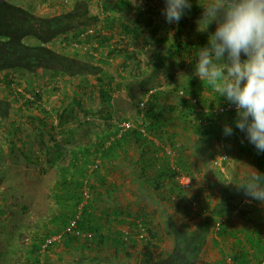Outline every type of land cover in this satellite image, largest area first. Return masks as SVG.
Here are the masks:
<instances>
[{"label": "trees", "instance_id": "trees-1", "mask_svg": "<svg viewBox=\"0 0 264 264\" xmlns=\"http://www.w3.org/2000/svg\"><path fill=\"white\" fill-rule=\"evenodd\" d=\"M70 1L48 0L46 5L54 13L40 15L31 6L0 0V70L18 68L36 74L40 68L51 69L55 73H70L69 77L74 83V79L83 73L77 70H87L86 66H91L90 72L94 78L92 89L96 91L99 101L97 112H100V119L104 120L107 126L103 132L97 134L94 141L85 143V147L71 149L73 151L70 152L67 164L58 163V178L53 192L54 210L47 216L43 227L30 231L19 264H51L49 252L59 244L77 252V260L85 258L88 251L98 256L102 250L114 251L117 255L127 257L131 255L129 248L141 244V258L134 262L136 264H163L176 253L181 259V264H186L182 259L196 264L194 261L198 251L196 248L193 249L195 253H189L188 257L184 253L192 249L185 236H181L178 241L180 249L178 246L173 252L162 250L157 252L160 246L157 234L160 220L156 219L159 208L166 211L171 207L179 213L189 215L195 211V205L198 206L199 213L207 212L203 220L204 227L200 228V232L207 228L206 225L211 226L213 223L214 228L215 223L219 222L214 238H232L233 246L227 247L231 254V262H226L228 260L224 257L221 264H264V232L260 230L257 222L250 223L253 224L252 228H249L247 222L239 227L230 225L232 217L246 215V208L239 209L238 206L241 196L244 195L236 189L228 194L229 196L225 195V185L222 183L225 174L214 166L211 160L218 154L214 150L211 152V147L223 144L224 152L229 155V159L233 154L232 162L248 159L257 170L264 173V153H257L244 133L235 128V107L233 105L227 107L230 104L223 97H219L206 81H201L190 71L182 74V81H176L175 76L171 75V83L167 86L158 88L147 86L149 81L147 77L162 69L168 60L184 68L185 57L189 55L196 57L198 48L207 44L209 34L214 31L208 28L207 31H203L206 21L202 20L198 21L202 27L196 28L193 20L194 17L202 19L200 5L202 3L190 0L191 10L180 22L167 24L164 36L159 38L158 42L167 44L165 51L159 49L150 55L147 67L142 72L141 62L136 60L139 56L137 57L136 50H131L130 47L145 37L155 36L158 30L156 27L152 29V24L146 21L143 10L138 9L135 15H131L128 12L133 8L130 0H97L98 13L92 15L90 12L92 0H77L81 6L77 7L76 4L66 10ZM83 2L85 6L82 5ZM88 16L97 18L98 22L103 23L102 29L112 31V35L118 38L113 42L114 37H107L109 46L105 56L101 54L99 58L96 57L105 40L100 37V31L96 29L85 38L80 37L91 25L86 23ZM145 22L147 24H144ZM213 24L214 21L208 27H213ZM148 32L150 35L144 36ZM63 33L66 35L61 42L62 47L72 45L74 42L86 44L89 50L86 49L85 54L90 56L89 59L86 58L84 61L79 58L80 53L70 55L59 52L49 44ZM29 36H35L41 44L27 42L26 38ZM129 37L132 41L127 40ZM92 41H96L97 44H91ZM118 55L121 57L119 60ZM173 64L171 66H174ZM9 80V84H12L13 81ZM74 86L77 87V84L74 83ZM82 87L83 85H78V88ZM123 88L137 107V114L131 119L127 116L116 118L113 116L112 108L110 109L114 94ZM18 95L19 98L20 96L24 98L28 107L37 106L36 114L29 117L38 122L40 141L48 154L56 150L60 157L65 156L60 142L51 144L55 134L51 133L50 129L53 122H49V114L42 105L39 92L34 94V99L26 98L23 93ZM1 105L7 111L12 109V105L10 108L3 100H0V107ZM74 106L82 107L78 92L58 114V121L62 122L67 111L73 110ZM104 108L105 113L102 112ZM84 113L95 115L96 111L93 112L91 107H85ZM114 121H132L134 125L122 129ZM225 124L233 127L234 135L230 137L223 135L222 129ZM8 129L11 146L13 148L18 146V151L28 163H39L40 155L26 150V141L22 135L18 134L17 145L20 126L10 122ZM49 133L51 138L47 140ZM77 145H80L79 141ZM166 146L175 151L174 157L166 153ZM235 154L237 158L234 160ZM228 160L225 164L230 165ZM96 161L97 166L91 168ZM120 161L134 165L130 174L133 176L132 180L140 186L136 191L140 196H144L145 200H150L152 205H148V202L141 204L136 211L128 215L131 219L128 217L124 221H118L119 224L128 225L129 234L115 230V236H112L103 232L106 227L112 230L111 219L107 217L101 220L92 210L97 207L94 197H101L107 193L110 198L113 197L112 192L117 191V188L113 187L98 190L95 183L106 182L109 180L108 176L116 177L117 172L126 174L118 167L126 166ZM173 165L176 166L175 169ZM117 168L121 170L117 171ZM235 172L236 169L234 174ZM197 173L200 176H197ZM182 175L191 180V185L187 189L183 188L178 180ZM244 177L236 175L234 181L241 182ZM86 188L89 190L87 199L84 193ZM97 191L100 193L96 194ZM173 196L176 198L173 199ZM153 201L156 203H152ZM247 206L250 207V211L260 210L256 204ZM72 222H75V226L67 230ZM76 231L84 235L77 234ZM144 231L147 235L142 234ZM89 233L91 235H88ZM56 234H61V238L49 243L42 251L46 240ZM187 239L195 240L194 236H188ZM59 259H62L61 256Z\"/></svg>", "mask_w": 264, "mask_h": 264}, {"label": "rangeland", "instance_id": "rangeland-1", "mask_svg": "<svg viewBox=\"0 0 264 264\" xmlns=\"http://www.w3.org/2000/svg\"><path fill=\"white\" fill-rule=\"evenodd\" d=\"M9 1L15 4L23 3L31 6L40 15L54 13V11L46 5L48 0H46V2H42V0ZM196 1L202 4L205 2V0ZM91 4L96 10L97 0H92ZM75 5L77 7L81 6L80 2L77 0H71L66 6V10ZM82 5L85 6L86 4L83 2ZM163 7V0H144L140 8H128V12H130L131 15H135L138 9L143 10L144 17L147 18L146 21L152 24V29H154V27L158 29L155 36L151 38L145 37L141 42H132L133 45L130 47L131 50H136L137 57L139 56L136 60L141 62L142 72L147 67V60L150 55L156 53L159 49L165 51L167 46L165 42L158 43L159 38L164 36V28H166L168 24L161 15V9ZM193 20L195 21L196 28L202 27L201 23L198 22L199 20L201 21V18L194 17ZM98 21L97 18L95 19L90 16L86 17V23H90V26H92L94 30L97 29L98 32L100 31V37L105 38L100 46L99 53L96 54V51H93L97 58H99L101 54L102 56L106 55L109 46L107 37H114L112 31L108 32L102 29L103 23ZM144 24L147 23L145 22ZM215 27L216 23L214 22L213 27H208V30L214 31ZM150 32L146 33L144 36H149ZM65 35V33L59 35L49 44L59 52L70 55L80 53L81 55L79 54V58L84 61L87 60L86 58L89 59L90 56L85 54L87 48L81 49L80 47H73L69 44L68 46L62 47L61 42ZM69 35H71V33ZM117 39L118 38L114 37L112 40L115 42L114 40ZM127 40L132 41L130 37L127 38ZM26 41L35 45L41 44V41L35 36L27 37ZM147 42H149V44H147ZM91 44L95 45L97 42L92 41ZM87 50H89V48ZM120 58V55H118L117 59L119 60ZM93 60L97 61V59H92V61ZM118 60H115V62ZM185 60L186 66L184 68L168 60L163 65L162 69L158 70L156 73L152 72L153 74L151 73L152 75L147 77L149 78L147 86L151 88L167 86L171 83V75L175 76L176 81H182L183 73L188 71L194 72L196 57L194 55H189L185 57ZM172 64L174 66H171ZM86 67L85 69L87 70H77L79 73L83 72L74 79V83L77 84V87H75L74 83L71 81L72 79L69 77L70 73H55L51 69L46 70L44 68L38 69L36 74L29 71H22L18 68L0 70V100H3L5 105H8L10 108L12 105V109H9V111H7L6 108L4 109L2 105V108L0 107V264H19V260L23 257L25 252L24 249L28 242L27 236H30V231L43 227L47 216L54 210L52 196L55 182L58 178V163L67 164L69 162L71 149L80 146L77 145L78 141L88 144L91 138L97 133L103 132L107 127L105 122L101 124L100 112H97L99 105L96 91L92 89L94 82V78L90 72L92 67L88 65ZM7 75L8 78L13 81L12 84H9L10 80L7 79ZM78 85H83V87L78 88ZM37 92H39L42 97L43 107L48 111L49 122H53V127H50L51 133H55L57 136L55 137V141H51V144H54L56 141L61 143V150H64L65 153L63 157H60L56 150L54 154H48L45 146L40 141L38 122L29 117L36 114L38 110L37 106L32 105L28 107L24 98L21 96L20 98L18 97L19 93H23V96H26V98L34 99V94ZM76 92H78L82 100V107L74 106L73 110L69 109L63 121L56 124L58 114L66 108L68 102L73 98ZM118 99L125 100L128 104L124 103L122 110L113 112V115H115L114 117L127 116L130 119L135 117L137 114L136 104L123 96H118ZM85 107H91L93 112L96 111V114L85 115ZM105 111L106 109L104 108L102 112L105 113ZM4 113L5 115H3ZM10 122H14L16 126H20V132L17 133L16 139L17 145L19 134L22 135L23 140L26 141V150L30 153H38L40 155L41 160L39 163H28L18 151V146L17 148L11 146L8 129V124ZM61 134H63V136ZM66 134L69 135V140H59L61 137H65ZM211 148V152L213 150L216 151V153L224 152L223 144ZM232 155L230 158L231 160H228L230 165L226 164V171L224 173L225 178H222V183L225 185V195L235 191L234 177L236 175H239V177L245 176L249 167L257 169L248 159L243 158L232 162ZM56 157L58 159H56ZM235 158H237L236 154L234 160ZM93 166H91V168H94ZM235 169L236 172L234 174ZM196 175L200 176L199 173ZM241 197L242 199L240 198L241 200L238 206L239 209L246 208V215L242 217H232L229 222L230 225L233 224L235 227H239L241 224L247 222L250 225L249 228H252L253 224L250 223L257 222L260 225V230L264 232V204L259 201H249L245 196ZM248 204H256L260 210L255 209L254 211H250V207L247 206ZM194 210L193 213L188 215L186 213H179L169 207L163 212L161 219L156 218L158 221L160 220L158 222L157 233L160 246L157 252L161 250L173 252V250L177 249L180 245V243H178L180 237L185 236L190 247L198 250L194 259L196 262L197 260L200 261L198 264H205L210 261H219L220 264L224 257L228 260L226 262H231V254L226 249L229 242L232 241V238L216 237L217 239H215L216 223L214 228H212V223L211 226L209 224L206 225V229H202L204 233L200 232V228L204 224V216L207 212L199 213L197 205L194 206ZM245 218H249L250 220H244ZM20 233L22 236H19ZM188 236H194L195 240H188ZM243 238L245 239L244 234ZM55 249L57 250L55 251ZM72 250L73 249H69V247H65L63 244H59L57 248L55 247L49 252L51 264H120L122 260L120 255L115 254L114 251L110 252L108 250H102L101 254L98 256L85 253V258L77 260V252L75 253L74 250ZM59 256H61L62 259H59ZM138 259L139 258H137V260Z\"/></svg>", "mask_w": 264, "mask_h": 264}, {"label": "clouds", "instance_id": "clouds-1", "mask_svg": "<svg viewBox=\"0 0 264 264\" xmlns=\"http://www.w3.org/2000/svg\"><path fill=\"white\" fill-rule=\"evenodd\" d=\"M143 2L130 0L134 8ZM200 5L201 20L206 21L202 30L213 21L216 27L198 48L193 75L235 107V128L257 153H264V0H205ZM191 7L190 0H164L161 15L168 24L179 23ZM222 132L234 135L229 124ZM234 184L249 201L264 204V173L249 167Z\"/></svg>", "mask_w": 264, "mask_h": 264}, {"label": "crops", "instance_id": "crops-1", "mask_svg": "<svg viewBox=\"0 0 264 264\" xmlns=\"http://www.w3.org/2000/svg\"><path fill=\"white\" fill-rule=\"evenodd\" d=\"M98 9L95 10V8L93 6H90V12L91 14L95 15L97 14ZM136 84V83H135ZM139 89V87L137 88ZM27 95V94H25ZM118 96L121 97L123 96L124 98H129L128 93L126 91L125 88H123L121 91H118L114 94V98L112 100V105L110 107V109L112 108V112H115L116 110H122V106L124 105V103L128 104L125 100H119ZM98 105H99V101H98ZM115 116V115H113ZM120 117V116H119ZM102 122L101 124L104 123V120L100 119ZM58 119H56V124H58ZM117 122L120 121H115V123L117 124ZM98 134V133H97ZM97 134L91 138V141H94L96 139ZM63 136V134H61ZM51 135L47 134V138L49 139L50 137H48ZM55 137H57L55 134L53 135V139L55 141ZM69 135L66 134L65 137H61L59 140H69L68 139ZM74 140V139H73ZM80 140V139H79ZM80 146L75 147L73 149H80L82 147H85V143L84 142H79ZM73 150H71L72 152ZM52 153H55V150L52 151ZM120 158H118L119 160ZM212 160V159H211ZM121 164H123L124 162H121ZM126 166H118L117 162H115V165H117L118 167H121L124 172H126V174H123L122 172H117V176H108L109 180H107L106 182H96L95 184L98 190H102V188L104 187H113V188H117V191H113L112 195L113 197L108 198V194H103V196L101 197H94L95 199V205L97 206L96 208H94L92 210V212H94L95 216L101 220H104L105 218H109L111 219V223H113L112 226V230H110V228L106 227L105 230L103 231L105 234H112V236H115V230H120V231H124L126 234H129V229H128V225L127 224H119L118 221H124L126 219H128V215L131 214L132 211H136L141 204H145L147 203L148 205H152L151 201H147L145 200V198H143L144 196H140V194L136 191L138 189V186L136 182H134L132 180L133 176L132 174H130V172L134 169V165H130L128 163H124ZM121 168H117V171H120ZM100 193V191H97L96 194ZM53 199V196H52ZM93 199V200H94ZM146 201V202H145ZM152 203H156V202H152ZM164 209L159 208L158 209V213H157V219H161L162 215H163V211ZM131 219V216L129 217ZM46 224V222H45ZM44 224V225H45ZM204 227V224L201 226V228ZM199 228V226H198ZM197 228V229H198ZM199 230V229H198ZM201 230V229H200ZM242 236V235H241ZM229 244H231V246H227L228 248H231L233 246L232 242L230 241ZM227 248V249H228ZM226 249V250H227ZM141 244L137 245V246H133L131 248H129V253L131 254L130 256H123L120 255V257H122V260L120 262V264H136L134 262L137 261V258H141ZM89 253V251L87 252ZM92 254H94L91 251ZM198 262H200L199 260H197L196 264H198ZM216 261L213 262H206L205 264H215ZM216 264H219V261L216 262ZM221 264V263H220Z\"/></svg>", "mask_w": 264, "mask_h": 264}, {"label": "built area", "instance_id": "built-area-1", "mask_svg": "<svg viewBox=\"0 0 264 264\" xmlns=\"http://www.w3.org/2000/svg\"><path fill=\"white\" fill-rule=\"evenodd\" d=\"M94 33V29L92 26H90L89 28H87L86 31H84L83 33H81L80 37L83 39L85 38L87 35H90ZM73 47H83V48H87L88 46L85 44H79L77 42H74L72 44ZM143 105V104H142ZM232 105H228L227 107H230ZM117 125L120 126L122 129L124 128H128V127H131L134 125V123L132 121H120V122H117ZM166 153L171 156V157H174L175 156V151L170 147V146H166ZM229 159V155L226 153V152H221V153H218L217 155H215L213 158H212V163L214 166H216L221 172L225 173L226 171V164L225 162ZM98 161H96L92 166L93 167H96L97 166V163ZM175 165H173V168L175 169ZM178 180L180 182V184L182 185L183 188L187 189L189 188V186L191 185V180L189 177L185 176V175H182V176H179L178 177ZM85 198L87 199L89 197V190L86 188L85 189ZM176 197L173 196V199H175ZM219 225V222L217 223V227ZM75 226V222H72L71 223V226L67 228V230L73 228ZM77 234H80V235H84L82 234V232H79V231H76ZM143 235L146 234L147 235V232H143L142 233ZM88 235H91L90 233ZM143 235H140V237H142ZM61 238V234H56V235H53L51 237H49L46 242L43 244L42 246V251L47 247V245L49 243H51L52 241L54 240H57V239H60Z\"/></svg>", "mask_w": 264, "mask_h": 264}, {"label": "flooded vegetation", "instance_id": "flooded-vegetation-1", "mask_svg": "<svg viewBox=\"0 0 264 264\" xmlns=\"http://www.w3.org/2000/svg\"><path fill=\"white\" fill-rule=\"evenodd\" d=\"M190 250L191 251L187 250V252H184L187 257L190 255L189 253H192V252L195 253L194 252L195 250H193V249H190ZM176 252H178V251H176ZM180 260L181 259H179L178 253H176L174 257L170 256L167 260H165V262H163V264H181ZM182 261L186 264H192L193 263V262H190L189 260H187L188 261L187 262L186 260L182 259Z\"/></svg>", "mask_w": 264, "mask_h": 264}]
</instances>
